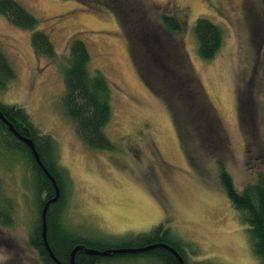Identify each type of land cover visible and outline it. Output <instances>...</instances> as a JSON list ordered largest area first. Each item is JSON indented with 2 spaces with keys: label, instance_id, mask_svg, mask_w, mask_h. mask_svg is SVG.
I'll return each instance as SVG.
<instances>
[{
  "label": "rangeland",
  "instance_id": "1",
  "mask_svg": "<svg viewBox=\"0 0 264 264\" xmlns=\"http://www.w3.org/2000/svg\"><path fill=\"white\" fill-rule=\"evenodd\" d=\"M15 1L37 19L36 30L49 36L58 57L67 53L71 38L85 42L91 53V68L99 70L111 87V122L104 132L114 149L90 150L62 115L60 66L34 53L30 39L36 30L14 27L0 15V50L16 72L15 79L0 93V103L23 108L35 127L53 139L64 185L63 227L91 239L92 247L108 250L163 224L185 251L189 264H260L248 227L220 183L216 161L223 164L239 192L255 183L258 175H264L261 0H138L145 19L155 27L162 9L185 22L184 32L172 39L185 50L217 115L218 121L207 102L198 99L194 111L201 115V121L209 119L210 126H218L225 145H214L217 152L206 155L191 141L188 156L165 106L139 79L127 42L107 8L87 9L74 0ZM198 18L208 19L222 32V47L211 60L198 55L193 33ZM157 34L159 40L151 44V53L160 51L164 54L162 62L174 67L176 57L165 51L170 47L169 36ZM200 89L196 86L193 91ZM173 101L176 109L189 112L187 101ZM26 174L13 154L0 150L4 200L0 205L8 201L13 208L10 225H0V264H41L28 243L36 224V209ZM101 261L157 264L143 255Z\"/></svg>",
  "mask_w": 264,
  "mask_h": 264
},
{
  "label": "trees",
  "instance_id": "2",
  "mask_svg": "<svg viewBox=\"0 0 264 264\" xmlns=\"http://www.w3.org/2000/svg\"><path fill=\"white\" fill-rule=\"evenodd\" d=\"M74 1L87 9L94 7L107 8L113 14L127 42L130 58L139 79L165 106L175 127L179 143L187 156L189 155L187 150H191V141L200 145L203 149L200 148V151L206 155H214L217 152H215L214 145L220 147L225 145L221 134L217 132L218 126H210L207 122L209 119L201 121L199 119L201 115L194 111L196 102H199L198 99L201 98L207 102L209 109L216 115L194 73L185 50H181L174 39H172L173 35H181L186 28L182 18L175 13L167 12V9H162L159 11L157 18L159 25L155 27L146 20L147 17H145L143 7L138 0ZM261 4L264 7V0H261ZM0 15L5 17L14 27L23 30H36L39 23L33 15L15 0H0ZM158 32L161 34V38H168V36L170 38V47L167 46L169 50L165 51L170 53L171 58L173 56L176 57L177 65L174 67L172 66L173 64H168L166 61L162 62L164 54L160 51H158L157 55L151 53V44L160 36L157 34ZM193 33L199 57L203 60L213 59L222 47V32L220 28L206 18H198L194 23ZM30 43L38 57L58 63L60 66L63 92L59 103L62 115L74 126L79 141L90 150H113L114 143L107 138L104 132L105 127L111 122V87L99 70L91 68L92 58L86 43L76 37L71 38L67 46V53L62 57L56 55L52 41L42 30H36L31 34ZM173 60L175 61V59ZM175 68L179 69L181 74L177 73ZM15 77L14 67L0 50V93L8 87V84ZM196 86L201 88L198 92L193 91ZM175 98L184 102L187 101V106H190L189 112L185 114L176 109L177 107L174 106L173 101ZM205 109L208 112L209 109L206 106ZM0 112L4 120L10 125L13 124L11 125L13 129L21 133V137L32 142L40 163L56 180L60 196L55 203L47 207L46 239L57 261L61 264H70L71 252L79 245L87 249L93 248L91 250L95 251H106L104 248L107 249L108 247H102V249L94 248L91 246L94 243L91 239L69 232L63 227L61 212L65 206L64 185L61 180L62 172L58 169L54 153L53 139L35 127L23 108L0 103ZM215 117L217 119V115ZM4 124L6 125L0 120V148L4 147L7 150L4 151L6 154L11 151L19 154L21 158H26L25 166L21 164L19 156L16 157L20 165L24 167L27 177L29 176L28 181L31 184L29 187L30 189L32 188L34 194L36 224L34 230L29 232L28 235L29 246L37 253L41 264H56L49 257L41 239V213L46 202L55 195L53 186L41 171L34 156H31V150L28 148L29 152L25 143L26 146L17 140L4 139L5 134H8ZM251 137L254 139L255 135ZM249 141L252 146V141ZM189 162L191 163V159ZM216 165L220 183L231 205L236 211L240 212L243 223L248 227V237L252 243L254 256L260 264H264V175H258L255 183L246 185L239 192L234 187L233 180L223 164L217 160ZM1 192L2 189L0 188V204L4 202ZM8 209L11 217L9 219L2 217L0 225L8 226L12 222L13 208L11 203H9ZM0 210H2V207H0ZM0 215L3 214L0 213ZM160 243L172 246L181 256L183 263L189 264L185 251L171 236L170 232L163 228V224L153 228L148 234L139 235L134 240L119 244L116 249L143 248ZM123 255L149 256L157 264H178L175 256L162 248L137 254L111 255L108 258L90 256L82 251H77L74 255V264H103L102 259Z\"/></svg>",
  "mask_w": 264,
  "mask_h": 264
},
{
  "label": "water",
  "instance_id": "3",
  "mask_svg": "<svg viewBox=\"0 0 264 264\" xmlns=\"http://www.w3.org/2000/svg\"><path fill=\"white\" fill-rule=\"evenodd\" d=\"M0 120H2L4 123H6V125L8 126L9 128V131L11 133H13L17 138H19L20 141H22L23 143H25L27 145V147L31 150L35 160L37 161L38 165L40 166L41 168V171L45 174V176L48 178V180L51 182L52 186H53V189H54V197L49 200L48 202H46L45 206H44V209L41 213V239H42V242H43V245L49 255V257L56 263V264H61L59 261H57L56 257L53 255L52 251L50 250L49 248V245L47 243V239H46V211H47V207L50 205V204H53L55 203L59 196H60V192H59V188L57 186V183H56V180L50 175V173L48 172V170L40 163V160L38 158V155L34 149V146L32 144V142L28 139H25L23 137H21L14 129L13 127L4 120L1 112H0ZM158 248H162V249H165L167 250L168 252H170L173 256H175V258L177 259L178 261V264H184L183 263V260L181 258V256L173 249L171 248L170 246L166 245V244H154V245H151V246H148V247H143V248H122V249H114V250H106V251H95V250H91V249H87L86 247L84 246H77L75 247L72 252H71V255H70V264H74V255L77 251H82L84 252L85 254L87 255H90V256H100V257H110L111 255H117V254H137V253H143V252H147L149 250H152V249H158Z\"/></svg>",
  "mask_w": 264,
  "mask_h": 264
},
{
  "label": "flooded vegetation",
  "instance_id": "4",
  "mask_svg": "<svg viewBox=\"0 0 264 264\" xmlns=\"http://www.w3.org/2000/svg\"><path fill=\"white\" fill-rule=\"evenodd\" d=\"M5 125V124H4ZM11 125H13V124H11ZM5 127L7 128V130H8V134H5V137H4V139H7V140H11V141H15V140H17L18 142H20V143H22V145L24 144L22 141H20L19 140V138H17L13 133H11L10 131H9V128H8V126L7 125H5ZM17 133L21 136V133L19 132V131H17ZM13 139V140H12ZM6 140V141H7ZM25 145V144H24ZM26 146V145H25ZM27 147V146H26ZM27 149H28V147H27ZM0 150H2V151H7V150H5V148L4 147H1L0 148ZM29 150V149H28ZM29 152H30V150H29ZM10 154H13L15 157H17V156H19V154H17V153H13V152H9ZM30 154H31V156H33V154H32V152H30ZM19 160H20V162H21V164H24L25 166H26V158L24 157V158H21V156H19ZM29 175V174H28ZM6 203H8V205H9V203L10 202H8V201H6ZM6 203H5V205L4 206H2V205H0V207H2V211H3V218H5V219H9L10 217H11V215H10V211H9V209H8V205H6ZM4 209V210H3ZM168 246H170L169 244H167ZM171 248H173L172 246H170ZM165 250V249H164ZM105 258H108V257H105Z\"/></svg>",
  "mask_w": 264,
  "mask_h": 264
}]
</instances>
